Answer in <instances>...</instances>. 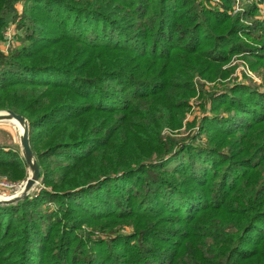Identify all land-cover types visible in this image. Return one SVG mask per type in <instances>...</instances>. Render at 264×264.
<instances>
[{
	"label": "trees",
	"instance_id": "1",
	"mask_svg": "<svg viewBox=\"0 0 264 264\" xmlns=\"http://www.w3.org/2000/svg\"><path fill=\"white\" fill-rule=\"evenodd\" d=\"M213 1L0 0V41L18 2L25 28L0 49V109L28 119L45 185L0 204V264H264V88H197L233 54L264 70V0ZM197 91L199 145L173 135ZM0 173L24 178V156L0 146Z\"/></svg>",
	"mask_w": 264,
	"mask_h": 264
},
{
	"label": "rangeland",
	"instance_id": "2",
	"mask_svg": "<svg viewBox=\"0 0 264 264\" xmlns=\"http://www.w3.org/2000/svg\"><path fill=\"white\" fill-rule=\"evenodd\" d=\"M222 1L223 0H214L213 2H207V4L211 8L214 7L220 8L219 5H215V4L216 2H220L222 4ZM252 1L254 0H251V2ZM241 5H242V0H236L233 6L235 8L234 12L237 11L239 12L241 9ZM16 7L18 10L19 17L17 18L16 22L10 21L7 24V26L4 28L2 33L4 39L0 41V48L4 49L5 54L10 52L11 50L18 48L21 42L19 38L25 34V28L19 29L17 27V24L21 22V15L24 11V2H18L16 4ZM257 14L259 18H264V1L259 3V11ZM9 33L10 36L8 35ZM240 36L243 40L248 41L247 43L255 44L253 40L247 39L245 35H240ZM214 73L219 75L213 81H210L208 79H203L202 77H198L197 79L198 90H200L202 86H204L208 90H211L212 86H215V88L218 87L222 88L224 86H227L229 89L241 83L264 88V70L260 68L253 69L251 66V61L244 54H233L232 56L230 55L229 58L225 62H223L221 66V70L214 71ZM199 96L200 93L197 91V95L191 98L190 101L191 107L186 112L184 126L180 131L181 133L173 134L179 136V135H187L190 133L192 136L190 143L195 145L208 143V133L201 132L199 123L202 121L204 116L212 114L210 110L211 108L210 102L208 103V110L203 111L202 99ZM228 110H231V108L224 105L221 108H219L216 112L219 116H226L229 115ZM5 111L6 110L0 109V113ZM188 123L190 124L187 125ZM186 127H188L189 129H186ZM21 133L22 132L13 123V121H8V122L0 121V146L5 150H15L19 154L23 155L22 145H21ZM162 133L172 134L173 132L166 127L164 128ZM244 139L245 138L242 135H233L228 137L227 143L232 146L239 145L242 143V141H244ZM188 154L189 152L186 151V154H183V158L188 159ZM175 172H182V171L181 170L173 171L174 174ZM29 175H30L29 168L27 175L24 178L18 180L11 179L8 174L0 173V198H9L19 194V192L21 193ZM173 179L180 181V178L176 176L173 177ZM44 186H45L44 183H42L41 180L39 179V181L37 182V184L35 185V187L33 188L30 194L36 196ZM83 224H84L83 227L86 230L88 231L92 230L93 235L97 237H101L103 239L108 238L109 235L107 234L110 232L108 231L102 232L101 229L99 228L96 229L85 221H83ZM127 224L128 223L125 221H116L114 223V228L118 229L123 234H132L134 232V227L132 225L129 226ZM175 225L183 226L184 223L182 221H177ZM70 245L74 246V241L71 242ZM263 247L264 246L260 245L256 251L260 252L261 249H264Z\"/></svg>",
	"mask_w": 264,
	"mask_h": 264
},
{
	"label": "water",
	"instance_id": "3",
	"mask_svg": "<svg viewBox=\"0 0 264 264\" xmlns=\"http://www.w3.org/2000/svg\"><path fill=\"white\" fill-rule=\"evenodd\" d=\"M12 119L17 120L24 127L21 134V145L22 153L29 168L30 175L27 178L21 193L9 198H0V204H11L21 199L28 198L29 194L41 177L40 167L31 147L29 121L24 115L18 114L13 110H6L5 112L0 113V121Z\"/></svg>",
	"mask_w": 264,
	"mask_h": 264
},
{
	"label": "bare ground",
	"instance_id": "4",
	"mask_svg": "<svg viewBox=\"0 0 264 264\" xmlns=\"http://www.w3.org/2000/svg\"><path fill=\"white\" fill-rule=\"evenodd\" d=\"M6 122H8V121H13V123L20 129V131L21 132H23V125L22 124H20L17 120H15V119H12V120H5ZM22 134V133H21ZM20 193V192H19Z\"/></svg>",
	"mask_w": 264,
	"mask_h": 264
},
{
	"label": "built area",
	"instance_id": "5",
	"mask_svg": "<svg viewBox=\"0 0 264 264\" xmlns=\"http://www.w3.org/2000/svg\"><path fill=\"white\" fill-rule=\"evenodd\" d=\"M8 35L10 36V33H9ZM6 40H8V39H6ZM0 49H1V48H0ZM1 50H2L3 52H5L4 49H1Z\"/></svg>",
	"mask_w": 264,
	"mask_h": 264
}]
</instances>
